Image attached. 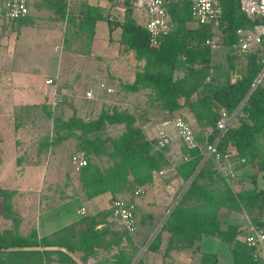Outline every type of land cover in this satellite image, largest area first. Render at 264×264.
Masks as SVG:
<instances>
[{
  "label": "trees",
  "instance_id": "1",
  "mask_svg": "<svg viewBox=\"0 0 264 264\" xmlns=\"http://www.w3.org/2000/svg\"><path fill=\"white\" fill-rule=\"evenodd\" d=\"M48 1L57 3L55 11L65 21L67 50L77 47L89 56L100 20L107 22L110 33L121 29L120 42L136 61L135 75L131 81L119 79L112 92L143 91L145 103L136 106L135 111L103 106L97 117L86 119L75 112L68 117L57 115L50 109L52 103L46 100L39 106L52 119V130L39 140L29 159L45 161L43 156L52 147L73 137L75 151H84L87 158V164L78 172L85 195L91 198L110 191L112 199L121 198L131 204L139 187L143 192L164 176V170L173 168L180 186L186 182L188 185L173 207L177 191L172 199L164 201L165 210L172 209L147 251H162L168 257L173 251L190 250L199 254L196 264H221L216 252L202 249L201 239L209 235L230 244L235 264H256L238 238L242 225L230 223L223 227L220 220L223 207L242 211L243 196L235 192L215 156L205 155L207 144L218 136L221 112H236L234 122L218 140V150L233 147L236 162L254 167V184L264 177V77L254 85L264 69V39L248 52L231 49L238 40V29L252 30L264 17L247 15L239 0H219L215 19L193 25L191 1H174L168 4V10L175 25L155 46L151 43L147 14L142 12L140 19L134 13L135 0H110L113 5L124 7L122 19L88 0L79 9L72 8L70 0ZM215 44L229 47L227 64L231 71L240 72L236 79L227 77L226 83L218 85L214 82L212 60ZM243 56L246 63L239 68ZM34 105L37 104H19L16 110L22 114ZM179 116L196 124L198 145L189 147L177 133L175 138L168 133L167 140L162 132L144 128V124L154 126L162 118H172L166 124L170 130ZM25 121L18 118L17 127L24 128ZM116 123L124 124L125 130L118 135L107 133L108 126ZM102 157H106V166L99 162ZM14 193V189L0 184L3 213L11 220L10 225L0 229V264H133L143 239L151 236L161 220L153 211L138 212L133 207L136 229L131 232L117 219H110L114 213L110 207L47 235H40L36 224L22 233V216L13 204ZM101 221L105 224L97 228ZM261 223L256 221L257 225ZM165 233L168 239L164 246ZM144 257L136 264H145Z\"/></svg>",
  "mask_w": 264,
  "mask_h": 264
},
{
  "label": "rangeland",
  "instance_id": "2",
  "mask_svg": "<svg viewBox=\"0 0 264 264\" xmlns=\"http://www.w3.org/2000/svg\"><path fill=\"white\" fill-rule=\"evenodd\" d=\"M41 1L42 0H30V8L35 6L36 3L39 4ZM73 5L74 3L72 4V6ZM138 10L145 13V11L141 8H136V11ZM33 15L34 13H28L26 16L13 21L9 19L5 13L4 0H0V21L2 23L1 25H4L6 28V31L3 30L4 33L9 32L7 35V40L5 42L3 41L4 43L0 41V47L2 45V48L0 49V113H11L15 111V109L12 110V106L8 104L14 101V96L17 97V100H20L21 98H23L22 100H24L26 99V95L28 94L27 99L29 101V90L31 89L29 88V80L32 79V77H30L29 79V59L35 58V60H39L38 57H42L41 62L38 63V66H33V69H36L37 72L33 74L34 78L31 83V85L35 86V88L39 89L42 86V77L47 74L53 76V84H55L56 90L58 86L59 88L61 87L59 84L61 81H63L62 84L66 85L65 89H63V92H69L70 89H68L69 86L67 84H71L72 81L74 82L76 79L78 80L77 86L73 85L74 87H72V90L74 89V91L71 90V92L65 95L64 93L60 92L59 94L55 95L54 99H48L52 103L50 109L53 110L57 115L68 117L74 112L76 113V105L73 104L72 101L76 98L79 99L78 94L81 93L80 90L85 93L87 92L91 79L96 81L103 79L106 81L104 82L105 84L110 83L109 85H112L113 88H116V82L111 72L112 68L110 69V71H107L105 61H109L113 54H115V52L119 48V43L116 39L114 41H109L110 33L108 27L104 22H100L99 24V29L94 43V52L96 54L101 53L105 60L104 61L102 59L100 61V59H98V62V60H96L95 58L91 59L87 58L88 56H84L82 54V51L79 52L77 50V47H74V49L72 50H67L63 46V49H65L66 53H64L65 51L56 52L54 50V41L57 40V37H52L55 35L56 30L51 28V25L49 23V26H47V21L43 19H36ZM192 22L196 23V20L193 19ZM29 28L35 31L31 32V35H29ZM2 29L3 27L0 26V30ZM51 32L54 33L51 34ZM118 36L119 32L113 33V37L117 38ZM61 43L62 42H60V45ZM49 48L52 52H54L51 53V55V51ZM228 51V46L223 44H219L214 48L212 59L213 73L215 74L214 82L217 85L226 83L228 78L229 80L236 79L240 75L239 71H231L232 69L229 68L227 64ZM62 53L63 55L65 54L67 57L65 58V66L63 65L61 70ZM107 55H109V58H106ZM114 63L116 64V61ZM245 63L246 58L245 56H243V58L239 61V68L245 66ZM118 64L119 67L123 69L125 66H128V62H126L125 59L121 58L120 61H118ZM9 68L12 70V72L13 70L16 71L13 72V74H8L6 69ZM96 69L98 70V72H96ZM126 70L127 69H125V71ZM83 71L88 72L84 73ZM91 73L92 75H97L98 77L91 78ZM61 76L62 79L60 80ZM70 80H72L71 83ZM94 84H96L95 81ZM105 90L106 89L93 87L92 95L88 96L86 93V96L91 101H94L96 99V96L107 98V101H105V104H107L106 106H113L114 100L121 95H119L120 93L117 92L116 94L115 92L108 93ZM36 95H38V93L33 91L30 97H33L34 99L35 97H37ZM69 96L71 100H69ZM19 103L28 105L37 104L34 105V107L32 108L29 107V110L26 112L24 111V113L22 114H18V111L16 110L17 118H19L21 121L24 120L26 116L29 118V120L25 121L24 127L29 128V144L31 143V145L34 146L31 148L30 152L34 153L38 145L37 142H39L41 138H43L47 133H49V131L52 130L53 122L52 119L48 117L46 111L39 106L42 104V102L25 103L24 101H21ZM85 107L88 106L86 105ZM91 116L93 118V114H91ZM89 118L90 117H87L86 119ZM190 125L193 130L195 128V131H199V129L196 128V124L194 125L193 123H191ZM120 126L125 128L124 124H120ZM164 127V133L166 135L163 138H166L168 140L169 138L166 137L168 136V133L173 138L177 136L178 133L176 132L173 123L170 130H167L166 125H164ZM120 129L121 127L110 128L108 126L107 133L115 134L118 133ZM146 129L151 130L150 125ZM75 147L76 139L71 137L69 139H66L65 141H62L60 144L52 147L49 152L44 154L43 158L45 160L49 159V161L48 164H45L43 173L40 176V179H38L37 183H35L37 179H35V176L32 175L31 169H29V166L24 162L21 163L17 169H13V167L16 165L13 159L8 158V162H5L7 166V170L5 172L13 173V176L17 174V177H1V185L16 187L20 190L21 196L19 195L18 200H15L14 206L21 212L22 215L26 216V218H29L30 215L32 216L31 219H36L35 222L39 227H45L48 224L47 222L52 223V228L60 226L63 223L64 218L73 213L76 204L78 203L77 200L70 199L57 204V201H59L58 198L60 196V192L62 191L61 188L65 190L64 188H68L70 185L72 188H76L77 186L79 187L81 185L78 179V172L80 167L78 168L77 164L73 162V155L77 153L75 151ZM102 158V160L99 159V162L102 164V166H106V157ZM231 160L233 162L234 171L238 172L236 160L233 157H231ZM5 163L3 164L2 168H4ZM53 164L57 166L59 165V167L54 168V170L52 171L54 179L48 181V179L46 178L48 172H51ZM25 172L26 174H24ZM32 181L34 182V184L32 183ZM262 182L263 180L259 178V187L264 186V183L262 184ZM187 185L188 182L182 184L180 186V190L186 188ZM46 194H48V196H46ZM48 203H51L52 207L47 208L46 205ZM3 204V197L0 196V219L1 213H3ZM137 213L138 212L136 211V214ZM160 223L161 222H158L157 228L154 229L153 233L149 238L143 239L142 248L139 252L141 256L144 255L148 244L151 242L154 235L159 230ZM203 244L207 249H214L219 251L222 260L225 259V255L222 252L223 250L221 249V246H226L227 243L213 237H204Z\"/></svg>",
  "mask_w": 264,
  "mask_h": 264
},
{
  "label": "crops",
  "instance_id": "3",
  "mask_svg": "<svg viewBox=\"0 0 264 264\" xmlns=\"http://www.w3.org/2000/svg\"><path fill=\"white\" fill-rule=\"evenodd\" d=\"M83 1L84 0H70V3H71V5L74 3L72 8L77 7V9H79V7H80V5H82ZM88 1L92 4H95V5L102 7L104 9V11L106 13H109L110 15L118 14L119 18H121V19L123 18L122 10L124 9V7L122 5H119V4L113 5L112 4L113 1H110V0H88ZM55 4H57V3L50 2L48 0H45V1L42 0L39 4L36 3L35 6H33L29 9V14L34 13L33 16L36 19H43V20L47 21V26H49V24H50L51 28L56 30L55 35L52 36L54 38H55V36L57 37V40L54 41V43H55L54 44V50L56 52L57 51L63 52V51H65V49H63V46H64V39L66 36V34H65V21L55 11L56 10ZM134 13L138 18H140V19L143 18L144 14L142 13V11H139V10L136 11V9H135ZM194 19L196 20V18H194ZM100 22H104L106 24V26L108 27V24L105 20L98 21L96 33H95V36L93 39L92 52L87 58H91V59L95 58L96 60L100 59V61H101L102 59L104 60L103 55H101V53L96 54L94 52V43H95V38H96L98 29H99ZM1 24L2 23L0 21V26L3 27V29L0 30V41L5 42L7 40V35L9 32L4 33L3 30L6 31V28L4 25H1ZM192 24L197 25L199 23L196 20V23L192 22ZM108 30H109V27H108ZM31 32H35V31H33L32 29L29 28V35H31ZM114 32H119V36L117 38L113 37ZM53 33L54 32H51V34H53ZM109 33H110V31H109ZM120 38H121V29L120 28H117L112 33H110L109 41H114L116 39L119 43V48L115 52V54H113V56L110 58L109 61L104 60L107 71H110V69L112 68L111 72H112L113 78L115 79L116 84H117L119 79H122L124 81L133 80L134 75H135L134 73H135V64H136L133 53L130 51L124 50V45L120 42ZM60 42H62L61 45H60ZM217 45H219V44H215V46H217ZM215 46H214V48H215ZM1 48H2V45H1L0 49ZM228 50H229V47H228ZM50 51H51V49H50ZM213 52H214V49H213ZM51 53H54V52L51 51L50 55H51ZM64 53H66V51ZM227 55H228V52H227ZM107 56H106V58H109V55H107ZM130 56H131V59H130ZM61 57H62V60H61V70H62L63 65L65 66V63H66L65 58L67 56L65 54L63 55V53H62ZM38 58H39V60H35V58L29 59V79H30V77H32V79L29 80V85H30L29 88H31L29 90L30 91L29 92V101L27 99L28 94L26 95V99H24V100H22L23 98H21L20 100L19 99L17 100V97L14 96V101L11 103H8V104L11 105L12 110L15 109V111H13L11 113H8V112L7 113H2V112L0 113V171H1L0 178L1 177L2 178L3 177L4 178L17 177V174L13 176V173L5 172L7 170L6 163L8 162V158H10V159H13L15 164H16L13 167V169H17L20 166V164L23 162L25 164H27L29 166V169H31V171H32L31 172L32 175L35 176L34 177L35 179H37V181L35 182V183H37L38 179H40V176L43 173V169H44L45 164H48V161H49V159H48L45 161L41 160V161L35 162V161H32L31 159H29V152H30L31 148L34 146L31 145V143L29 144V128L17 127L16 122L18 121V118H17V114H16V108L19 104H21L19 102L24 101L25 103H28V102L29 103H40V102H44L46 100L49 101L50 99H54L55 95L59 94L60 92L64 93V95L71 92L72 87L77 86V83H78L77 79L74 82L72 80H70V83L72 81L71 84L66 83L69 86V88H68V89H70L69 92H67V91L63 92V89H65L66 85L62 84L63 81H61L59 84L61 87L59 88V86H58V88L56 90L55 84H53L54 81H53V83H47L46 82L47 78L53 77V76L47 74L44 77H42V80L44 81V82L42 81V86L39 89L35 88V86H32L31 83H32V80L34 78L33 74L35 72H37L36 69H33V66H38V63L41 62L42 57H38ZM120 58L125 59L126 62H128V66H125L124 69L119 67L118 61H120ZM43 61H44V59H43ZM115 61H116V64L114 63ZM98 62H99V60H98ZM125 69H127V70L125 71ZM6 70H7L8 74H13V72L16 71V70H13V72H12V70L10 68L6 69ZM83 72L86 73L88 71H83ZM96 72H98L97 69H96ZM182 73L183 72L180 71L178 74L181 75ZM94 77H98V76L92 75V73H91V78H94ZM61 79H62V76L60 77V80ZM63 79H64V77H63ZM85 81H86V79H85ZM94 81L96 84H94ZM102 82H106V81L103 79H100L99 81L91 79L87 92L90 89L92 90L93 87L106 89L105 87H102L100 85ZM109 84L107 83V84H105V86L106 87L112 86ZM33 91L38 93V95H36L37 97H35L34 99H33V97H30V95L32 94ZM72 91H74V89ZM105 91H107V90H105ZM80 92L81 93L78 94L79 99L76 98L72 101L73 104L76 105L75 106L76 114L81 116V117H85L87 115L85 118L92 117L91 114H93V117H97L98 113L101 111L103 106L105 107L107 105V104H105L106 103L105 101H107V98H102L100 96H96V99L94 101H91L86 96L87 92L85 93V92H82L81 90H80ZM119 95H121V96H119L118 98H116L114 100V105L119 106L120 108H128L131 111H135L136 106H138L141 103L142 104L145 103V96L143 94V91H137V92L124 91V92H121ZM88 96H90V95H88ZM93 97H95V96H93ZM69 98H70V96H69ZM25 100H27V101H25ZM69 100H71V98ZM86 105L88 107H85ZM73 112H74V110H73ZM25 119L29 120V118L27 116L25 117ZM166 120L167 119L164 120V118H162L161 120H158L154 126H150V129L152 130V132L156 131L159 133L161 130V127H160L161 123H164ZM158 123H160V124H158ZM149 125L150 124H144V128H147ZM109 127L110 128L121 127V129L119 130L118 133H115L112 135H118L125 130V128L120 126V124H118V123L110 124ZM162 136H165V134H162ZM50 158H52V157H50ZM4 163H5V166H4V168H2ZM237 165H238V167H237L238 172L237 171L234 172V175L229 176L228 178H229L231 186L233 187L235 192L237 194H240L243 196L241 204L244 208L242 209V211H239L237 209L223 207L220 211V220L222 222L223 227H226L230 223L236 224V225H238V224L242 225L243 231L239 234L238 238L240 239V242L243 243V245L245 244L247 246L248 253L252 257L251 248L245 243L244 237L246 236V234H248L251 231V225L256 224L257 220L260 221L264 215V186L259 187V185H258L259 179L257 181V185L252 182L251 178H252V174H253V170H254V167L252 165H249L246 162L243 163V162H239V161L237 162ZM52 166H53V168H51V172L54 170V168L59 167V165L57 166L55 164H53ZM40 169H42V170H40ZM51 172L50 173L48 172V175L46 178V179H48V181L54 179L53 172H52V174H51ZM173 172H174L173 168L164 170L162 172V174H164V176H162L161 179L157 178L156 181L152 185H148L146 187V189H144L143 192L136 195V197L133 201L134 207H136V210H138V212L153 211V212H155L156 216H161V220L159 221V222H161L159 229L170 213V208H169V210H165L166 204H164V201L172 199V197H174V194H176L175 192L178 191L177 192L178 194L172 203V206H174L175 203L180 198L181 194L186 189V188H184V189L180 190L179 178L175 175V173L173 174ZM24 174H26V172ZM260 178L263 180V182H262V184H263L264 183V177H260ZM32 183L34 184L33 181H32ZM2 186H4V185H2ZM5 187L14 189V191H15V193L13 195V204H14L15 200H18L19 195L21 196L20 190L16 187H9V186H5ZM70 187H71V185L68 188H64L65 190H63V188H61L62 191L60 192V196L58 198L59 201H57V204L64 202L66 200H70V199H75L78 201V203L76 204V207H75L73 213L66 216L64 218L63 223L60 226L52 228L51 227L52 223L47 222L48 224L45 227H39L37 225V223L35 222L36 219H31L32 216H30V215H29V218H26V216L22 215L21 212L18 210L22 216L20 231L22 233H27L29 231V229L34 224H36L39 231H40V235H45V234L47 235V234H50L53 231L65 226V225H69L71 223L79 221L85 215H94V214H97V213H99L105 209H109L111 207L112 193L110 191H106V192H103L99 195H96L94 197L89 198L83 192V188L81 185L79 187L77 186L76 188L71 187L72 190L70 189ZM258 191H261L260 194L257 197L254 196L255 193ZM46 196H48V194H46ZM46 207L50 208V207H52V204L48 203L46 205ZM109 217H110V219H117V221L119 222L117 216L114 213L111 214ZM10 224H11V220L6 218L4 216V213H1L0 229H3L4 227H7ZM104 224H105V222L101 221L100 223H98L97 228L103 227ZM108 236H110V235H108ZM204 237H213V238L219 239V240L227 243L226 246L220 245L221 249L223 250L222 252L225 255L224 260H222V257L220 256L219 251L214 250V249H207L204 246V244H203V238ZM203 238L201 239V246H202L203 250L216 252L217 256H218V260L221 264H235L233 251H232V248L228 242L222 240L221 238L209 236V235L203 236ZM167 239H168V234L165 233L164 242H163L164 246L167 243ZM144 256H145L144 257L145 264H175V263L176 264H196L199 262V254L197 252L194 253L190 250L173 251L170 256L165 257L162 251L154 252V251H150V250L147 251V249H146L144 252ZM140 257H141V255L139 254L137 256L136 260L133 262V264H136V262L139 260ZM252 259H253V257H252ZM91 260H94V258H91ZM253 261L256 264H260V262L258 260L253 259Z\"/></svg>",
  "mask_w": 264,
  "mask_h": 264
},
{
  "label": "built area",
  "instance_id": "4",
  "mask_svg": "<svg viewBox=\"0 0 264 264\" xmlns=\"http://www.w3.org/2000/svg\"><path fill=\"white\" fill-rule=\"evenodd\" d=\"M30 0H4V9L7 17L11 20H17L26 16L29 13ZM179 0H135L134 6L141 8L147 14V27L151 35V43L155 46L160 45L162 38L174 27V21L171 18L168 10V4ZM192 15L199 24L208 23L215 19L217 15L216 6L219 0H190ZM240 7L249 16L260 15L264 17V0H239ZM264 39V21L255 25L252 30L238 29V40L233 43L232 50L239 52H248L258 43ZM263 73V70L261 74ZM260 74L257 77L260 78ZM264 77V76H263ZM262 77V78H263ZM262 78H260L262 80ZM256 79V80H257ZM260 80V81H261ZM54 78L46 79L47 83H53ZM259 81V82H260ZM256 82V81H255ZM105 87L108 92H112V86H105V83L100 84ZM92 95V90L87 92ZM236 112L229 114L226 111L221 112V116L217 121L219 133L216 139L207 144L205 158L214 155L219 162V166L225 176H233L234 168L231 157H233L234 149L229 147L226 151L218 150V140L224 134L226 129L234 122ZM174 128L178 135L187 143L189 147L199 144V140L195 135L191 125L179 116L173 122ZM165 132V131H164ZM163 132V133H164ZM189 154L186 155L188 157ZM73 162L77 164L78 168L87 164V158L84 151H79L73 155ZM142 188L139 187L136 193L139 194ZM111 207L114 214L119 218V221L126 227L128 231H135L136 217L134 212V205L129 201L121 198H115L111 201ZM84 211V210H83ZM261 224L251 225V231L244 237L245 243L251 248L253 259L258 260L260 264H264V215L261 219Z\"/></svg>",
  "mask_w": 264,
  "mask_h": 264
},
{
  "label": "water",
  "instance_id": "5",
  "mask_svg": "<svg viewBox=\"0 0 264 264\" xmlns=\"http://www.w3.org/2000/svg\"><path fill=\"white\" fill-rule=\"evenodd\" d=\"M260 78H262L263 76H264V69H263V73L261 74L260 73ZM260 78H258L257 80H256V82L254 83V85H256L261 79ZM172 121V118H170V119H167L164 123H162L161 125H160V127H161V130H160V132H164L165 131V127H164V125H166V124H168V123H170ZM173 207V206H172ZM172 207L170 208V211H171V209H172Z\"/></svg>",
  "mask_w": 264,
  "mask_h": 264
}]
</instances>
